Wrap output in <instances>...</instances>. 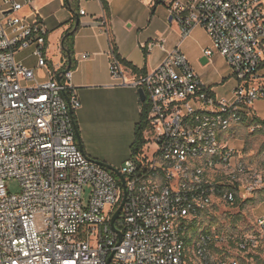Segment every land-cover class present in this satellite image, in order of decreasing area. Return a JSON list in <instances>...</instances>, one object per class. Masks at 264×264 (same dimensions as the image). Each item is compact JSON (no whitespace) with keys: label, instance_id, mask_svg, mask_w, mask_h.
Segmentation results:
<instances>
[{"label":"built area","instance_id":"2783aa9c","mask_svg":"<svg viewBox=\"0 0 264 264\" xmlns=\"http://www.w3.org/2000/svg\"><path fill=\"white\" fill-rule=\"evenodd\" d=\"M158 2L182 40L196 26L207 31L214 47L204 55L221 53L236 85L219 97L180 46L134 80L149 113L144 146L118 169L127 199L116 229L122 180L79 145L73 69L48 60L47 29L18 13L23 3L0 8V264H264V213L243 231L205 222L212 208H240L264 191V143L231 146L240 129L264 134L255 108L264 99V0H150ZM25 49L34 66L18 58ZM110 71L126 83L114 44ZM11 178L20 193L9 192Z\"/></svg>","mask_w":264,"mask_h":264},{"label":"crops","instance_id":"0c3cea01","mask_svg":"<svg viewBox=\"0 0 264 264\" xmlns=\"http://www.w3.org/2000/svg\"><path fill=\"white\" fill-rule=\"evenodd\" d=\"M14 1L23 3L18 12L21 16L30 22H43L48 32V60L62 66L63 70L71 68L62 47L63 36L74 16L68 2L85 10V14L80 13V26L73 42L72 83L81 101L75 117L86 154L116 169L132 155L136 129L143 114L139 88L133 83L139 75L155 70L180 46L197 74L217 95L219 88L232 77L229 69L211 68L215 56L225 57L219 52L210 59L204 55V50L213 45L207 31L196 26L190 36L182 40L180 26L171 19L164 3L152 5L150 0ZM0 8H7L5 0H0ZM104 15L107 26L101 21ZM112 44L123 61L126 83L112 77ZM84 54L89 56L84 58ZM17 56L26 60L19 53ZM204 58L208 62L205 63Z\"/></svg>","mask_w":264,"mask_h":264},{"label":"rangeland","instance_id":"374dc122","mask_svg":"<svg viewBox=\"0 0 264 264\" xmlns=\"http://www.w3.org/2000/svg\"><path fill=\"white\" fill-rule=\"evenodd\" d=\"M213 47L214 45H211L210 48ZM29 51L30 49H25V50H21L18 53L19 56L26 57L25 62L29 66H34L36 63V58L34 56L29 55L30 54ZM214 62L215 63L211 62V64L213 63L211 68H213L214 70L216 68H218L219 70L229 69L230 74L232 75V70L225 58L217 55L214 58ZM228 80L229 82H227L223 87L219 88L218 90V96L221 98L224 97L230 98L231 97L230 92L235 87L236 84L235 78L233 76L232 77L230 76ZM255 108L258 114L261 117H264V100L257 101L255 104ZM236 136L238 137V139L233 140L231 142V146L241 151L245 149L247 152H251V150L258 149L259 146L264 143V134L254 136L251 135L245 129L238 130ZM150 147L152 150H155L157 148L156 145H152V144L150 145ZM147 148L148 147H144V149H146V153H147ZM7 188L9 192L12 194L20 193L22 191L21 183L19 182V180L15 178H11L7 181ZM261 198H264V194L262 193L256 196V202L248 203L242 208H239L238 206L231 207L225 204L212 208L211 211H209V213L205 217V222L207 224H213L215 227L222 230H228V231L246 230L247 228H249L251 221L254 220L256 216L264 213V201L261 202ZM85 199L86 200L88 199V191L85 194Z\"/></svg>","mask_w":264,"mask_h":264},{"label":"trees","instance_id":"16d2710c","mask_svg":"<svg viewBox=\"0 0 264 264\" xmlns=\"http://www.w3.org/2000/svg\"><path fill=\"white\" fill-rule=\"evenodd\" d=\"M106 8H108V4L104 1ZM68 5L70 7V9L72 10L74 16L72 18V23L70 28L65 32L64 36H63V42H64V51H65V55L69 57V55H71V68H73V66L75 65V59H74V46H73V42H74V38L75 35L77 33V30L79 28V26L76 28V21L77 18L80 16V12L79 9L74 6L73 4H71L70 2H68ZM69 92H67L66 96H69ZM142 106H143V114H142V118L140 123L137 126L136 129V140L134 141L133 145H132V149L133 152H138L141 150V148L144 146L145 144V131L147 128V117H148V113H149V104L147 101L142 102ZM73 119L76 122V130L79 131V126L77 124V119L75 117V110L73 111ZM78 138V137H77ZM261 194V193H260ZM262 194H264V191L262 192ZM264 201V198H261V202ZM256 202V197L243 202L240 205V208H242L243 206H245L248 203H254Z\"/></svg>","mask_w":264,"mask_h":264},{"label":"water","instance_id":"95a60500","mask_svg":"<svg viewBox=\"0 0 264 264\" xmlns=\"http://www.w3.org/2000/svg\"><path fill=\"white\" fill-rule=\"evenodd\" d=\"M171 19H172V18H171ZM79 25H80V16L77 18V21H76V28H77ZM62 47L64 48V42H62ZM69 59H70V61H71V55H69ZM203 61H204L205 63L208 62V60L205 59V58L203 59ZM139 93H140V99H141V101H142V102H145V101H146V92H145V90H144L143 88H139ZM71 112H72V114H73V110H71ZM74 124H75V126H76V122H75V121H74ZM77 137H78V142H79V145H80L81 149L84 150V146H83V143H82V138H81L80 132H79L78 130H77ZM99 163L102 164L103 166H105L106 168H108L109 170H111V171L117 173V174L120 176L121 180H122L123 189H124L123 200H122V202H121L119 208L117 209L116 213L114 214V216H113V218H112V226H113L114 229H116V227H115V222H116L117 218L119 217V215H120V213H121V211H122V209H123V207H124V204H125V202H126V199H127L126 181H125L124 176H122V175L119 173L118 169L114 168V167L111 166V165H108V164H106V163H103V162H99ZM121 238H122V234H120V239H121ZM111 257H112V256H111ZM110 260H111V258L109 259V261H110Z\"/></svg>","mask_w":264,"mask_h":264}]
</instances>
